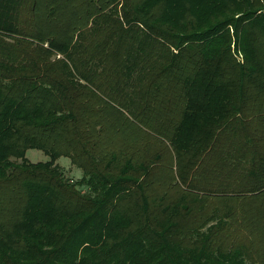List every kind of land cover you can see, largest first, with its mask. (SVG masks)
<instances>
[{"label":"trees","instance_id":"trees-1","mask_svg":"<svg viewBox=\"0 0 264 264\" xmlns=\"http://www.w3.org/2000/svg\"><path fill=\"white\" fill-rule=\"evenodd\" d=\"M0 264H264V0H0Z\"/></svg>","mask_w":264,"mask_h":264},{"label":"rangeland","instance_id":"rangeland-1","mask_svg":"<svg viewBox=\"0 0 264 264\" xmlns=\"http://www.w3.org/2000/svg\"><path fill=\"white\" fill-rule=\"evenodd\" d=\"M25 156L32 162L46 161L49 159V157L45 155L41 150L35 148L27 149ZM55 162L64 171L65 177L72 181L79 180L80 176L82 175V172L79 168L75 167L70 163L68 157L61 156ZM80 188L81 190H86L85 186H81Z\"/></svg>","mask_w":264,"mask_h":264}]
</instances>
